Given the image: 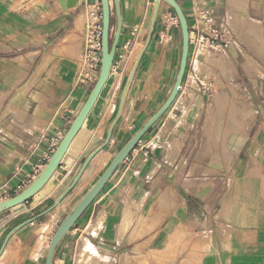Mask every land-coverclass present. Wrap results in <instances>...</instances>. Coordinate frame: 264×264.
I'll use <instances>...</instances> for the list:
<instances>
[{"label":"crops","instance_id":"crops-1","mask_svg":"<svg viewBox=\"0 0 264 264\" xmlns=\"http://www.w3.org/2000/svg\"><path fill=\"white\" fill-rule=\"evenodd\" d=\"M177 1L185 12L192 9L193 18L196 9H215L227 28L233 10H238V41L247 49L241 47L239 53L246 69L250 59V71L259 75L262 91L264 77L259 73L264 75V67L256 60L261 50L253 47L264 39L247 33L259 30V22L264 26V19L247 15L255 12L258 18L264 12L260 0ZM110 2L113 40L116 12L114 0ZM154 2L119 0L121 33L110 78L48 183L28 201L0 213V249L12 229L54 204L88 155L104 142L148 37ZM95 4L96 0H85L83 5L63 9L60 0H0V193L32 183L93 90L100 67L92 69L85 61L84 25ZM165 9L169 7L162 6L108 146L52 212L10 236L0 264H45L61 221L170 95L177 75V45ZM241 17H246V24H240ZM181 90L62 239L54 264H121L126 256V264H131L133 255L127 252L136 242L132 235L142 236V259L148 264H182L185 259L192 264L195 255L198 264H264V175L256 174L264 170V122L261 127L251 124L248 134L230 145L235 161L230 166L221 164L217 177L204 172L196 177L203 155L214 151L195 150L196 136L185 123L193 102L183 114L184 107H177ZM260 105L264 107V101ZM193 236L199 237L196 248L190 241Z\"/></svg>","mask_w":264,"mask_h":264},{"label":"rangeland","instance_id":"rangeland-1","mask_svg":"<svg viewBox=\"0 0 264 264\" xmlns=\"http://www.w3.org/2000/svg\"><path fill=\"white\" fill-rule=\"evenodd\" d=\"M231 2H233V0ZM260 2L264 10V0H260ZM233 11L238 12L237 9ZM165 12H168V16L171 15L170 20L166 24H168L171 32L170 34L173 36L177 45V53L175 56V72L177 73L181 58L182 34L179 21L173 9L169 7L168 10H164V13ZM235 12H233L230 17L231 26L229 28L226 27L229 40L227 47H225L226 51L220 53L216 49H207L213 57L211 62H209L212 66L205 67L206 70L208 69L207 71H204V67L202 71H200L198 66L202 50L194 47V45H191L190 49L188 69L184 84L182 85L183 92L181 90L182 96L177 107L179 109L184 107L183 114H187L190 108L189 103L193 102L191 110L188 113L190 120L185 123L186 126H190L191 128L190 134H195L196 136L195 141L198 143L195 145V150L206 148L209 151L213 148L214 151L213 154L207 152L203 155L205 161L203 165L201 164L198 171L195 172V175H198L196 177H200L203 172L210 173V178L217 177L221 172V164L223 165V163H226V165L228 164V166H230L235 161V154L231 152L230 145L235 146V142L238 144L241 141L239 137L244 135L242 128L247 126L246 132L248 134L251 124L255 127H261L262 122H264V107L260 105V100L264 101L262 95V92H264V82L261 85L262 91H260V83L257 82L260 81L259 75H257L255 71L247 70L244 66L246 60L241 56L239 50H241V47L243 49L245 48V50L247 49L238 41L237 35L239 30L235 27L237 25L236 17H238V14ZM185 13L188 22L190 24L193 23L192 9ZM254 13L255 12L249 11L247 15L251 18L259 19V21L264 19L262 18L264 16L263 11L258 18H255ZM217 15L218 13H216V16ZM218 18L219 17H217L218 26L225 29V22ZM87 22L88 19H86L85 27ZM252 24L255 25L257 22H252ZM257 25L259 30H256V33L251 30L249 31V29L247 33L254 34L253 37L255 39L259 38L263 40L264 26L260 22ZM246 27H248V25H246L245 28ZM254 46L253 49L261 50L258 51L257 56L259 59L256 58V60L264 67V41L257 44L255 43ZM260 76L264 77L262 74H260ZM246 87L249 91L246 90ZM191 94L195 97L194 101L192 100ZM252 99L256 100V105L252 104ZM258 101L259 106L257 105ZM186 105L189 107L187 108ZM245 111L249 113H242ZM256 118L257 121L255 122ZM243 119H245L246 123L244 122L242 125L241 121H243ZM233 125L235 126L233 127ZM256 174L264 175V170L259 169L256 171ZM141 222L142 219L138 220L137 226L140 225ZM133 237H135V239ZM141 237L142 236L139 235L131 236L136 242L131 246V252H127V254L132 253V263L142 264L146 262L148 264L147 259H142V244L139 242ZM190 241L193 247L196 248L199 237L193 236ZM80 258L82 260V254ZM126 258L127 256L121 264H126ZM198 262L199 258L195 255L191 259V263L198 264ZM182 264H187L186 259L182 260Z\"/></svg>","mask_w":264,"mask_h":264},{"label":"water","instance_id":"water-1","mask_svg":"<svg viewBox=\"0 0 264 264\" xmlns=\"http://www.w3.org/2000/svg\"><path fill=\"white\" fill-rule=\"evenodd\" d=\"M63 9H68L72 7H77L80 5L85 4V0H60ZM154 13L153 18L150 26V31L146 42L140 52L135 68L133 73L130 75L129 81L124 88L119 108L117 113L108 128L106 138L102 144H100L95 150H93L86 160L83 162L81 168L79 169L77 175L71 182V184L63 191V193L57 198L52 206H50L47 210L40 213L39 215L32 217L18 226H16L12 231L8 234L5 242L3 243L0 249V257L3 254L7 242L10 236L22 228L25 225L32 223L35 220L45 216L46 214L52 212L69 194L71 191L75 189L78 185L81 177L83 176L86 168L88 167L89 163L102 151L104 150L112 137V133L119 122L124 100L129 88V84L132 81L134 76V72L139 65L141 58L143 57L146 49L148 48L153 33L156 28V24L158 22L161 9L163 5H167L168 7L172 8L175 12L177 19L180 24L181 34H182V50H181V58L179 63L178 72L176 75V80L174 82L173 88L171 90L170 95L164 102V104L159 108V110L151 116L120 149V151L116 154L114 159L111 161L109 166L106 168L104 173L101 177L97 180V182L90 188V190L82 197V199L72 208L69 213L64 217L61 221L59 226L54 233L47 255L45 264H54V257L56 253V249L65 235L71 230V228L76 224V222L80 219L86 209L93 203L96 197L100 194L103 190L107 182L111 179L115 171L117 170L118 166L126 159L130 153L134 150L136 145L142 140L147 132L166 114V112L171 108L173 103L175 102L178 94L182 88L188 63H189V56H190V28L188 18L186 16L185 10L183 9L182 5L177 0H155L154 2ZM102 5V51H101V66H100V73L97 79V82L91 91L88 99L72 121L68 131L64 135L63 139L61 140L60 144L57 146L56 150L53 152L51 158L47 161L46 165L40 172V174L32 181L30 185L24 188L22 191L17 193L16 195L7 198L5 200L0 201V213L15 207L21 203L28 201L32 198L37 192H39L50 180L52 175L55 171L59 168L61 161L63 160L65 154L68 152L70 145L72 144L74 138L79 133L80 129L82 128L84 122L86 121L87 117L89 116L90 112L92 111L93 107L95 106L104 86L108 82L110 78V73L114 64L116 51L118 48V40L121 33V16L119 11V0H114V7L116 12V31L114 32V38H112V24H113V11L110 0H101Z\"/></svg>","mask_w":264,"mask_h":264},{"label":"built area","instance_id":"built-area-1","mask_svg":"<svg viewBox=\"0 0 264 264\" xmlns=\"http://www.w3.org/2000/svg\"><path fill=\"white\" fill-rule=\"evenodd\" d=\"M171 15L166 19L170 20ZM193 23H189L190 45L206 49H216L220 53L225 52L228 45L227 28H221L217 24L215 9L202 8L194 10ZM87 34L85 49V61L92 69H98L101 64L102 51V7L100 0H96L94 7L88 12ZM190 58V56H189ZM188 69V68H187ZM29 180L28 183H30ZM28 183L19 186L16 190L3 189L0 193V201L10 198L14 192L22 191Z\"/></svg>","mask_w":264,"mask_h":264},{"label":"bare ground","instance_id":"bare-ground-1","mask_svg":"<svg viewBox=\"0 0 264 264\" xmlns=\"http://www.w3.org/2000/svg\"><path fill=\"white\" fill-rule=\"evenodd\" d=\"M246 16V15H245ZM233 18H234V16H233ZM246 18V17H245ZM245 18L244 17H241L240 18V24L242 23H244L245 22ZM235 23V22H234ZM233 23V24H234ZM244 24H246V23H244ZM236 25V24H235ZM234 26V25H233ZM213 59V57H212V54L206 49V48H203L202 49V51H201V55H200V62L198 63V66H199V69H200V71H202V69H203V67H204V69H205V67H207V66H212L211 65V63H209V62H211V60ZM252 60V59H251ZM214 62V61H213ZM219 62H220V60H219ZM255 63V62H254ZM245 64V63H244ZM255 65H257L256 63H255ZM259 66V65H258ZM246 67H247V69L248 70H252V66H251V62H250V59H249V61L247 62V64H246ZM257 68H259V67H257L256 66V68L255 69H257ZM254 69V70H255ZM208 70V69H207ZM206 69L204 70V71H207ZM259 70V69H258ZM259 72V71H258ZM208 73V72H207ZM257 73V72H256ZM259 74H261V73H259ZM191 97H192V100H194V96H193V94H191ZM189 106H187V108H188ZM224 108V107H223ZM227 109V108H226ZM237 112H238V110H237ZM240 113V112H239ZM242 113H245V114H248L249 112L248 111H245V112H242ZM185 114V113H184ZM183 115V114H182ZM227 119V118H226ZM180 120V119H179ZM242 122V125L244 124V122L246 123V121H245V119H243V121H241ZM222 123V122H221ZM223 125V124H222ZM221 125V126H222ZM227 125V124H226ZM235 125H233V127H234ZM246 127L247 126H244L243 128H242V131H244V136H246L247 135V132H246ZM199 160V159H198ZM258 163V162H257ZM259 169V168H258ZM255 175V174H254ZM251 176V175H250ZM57 213V212H56ZM133 217V216H132ZM133 220H134V218H133ZM130 222L131 221H129V224H130ZM126 223H127V221H126ZM41 228H39V230H40ZM37 231H38V229H37ZM36 233H38V232H36ZM43 237V236H42ZM38 238H40V237H38ZM21 246V245H20ZM90 246V245H89ZM90 248V247H89ZM85 250V249H84ZM83 253V252H82ZM87 253V252H86ZM84 257H87V256H84ZM131 259H132V257H131ZM130 259V260H131ZM83 260H84V258H83Z\"/></svg>","mask_w":264,"mask_h":264},{"label":"flooded vegetation","instance_id":"flooded-vegetation-1","mask_svg":"<svg viewBox=\"0 0 264 264\" xmlns=\"http://www.w3.org/2000/svg\"><path fill=\"white\" fill-rule=\"evenodd\" d=\"M182 49V48H181ZM190 49H191V46H190Z\"/></svg>","mask_w":264,"mask_h":264}]
</instances>
